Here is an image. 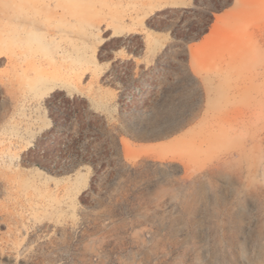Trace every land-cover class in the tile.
<instances>
[{
	"label": "rangeland",
	"instance_id": "obj_1",
	"mask_svg": "<svg viewBox=\"0 0 264 264\" xmlns=\"http://www.w3.org/2000/svg\"><path fill=\"white\" fill-rule=\"evenodd\" d=\"M57 2L0 12V264H264V0Z\"/></svg>",
	"mask_w": 264,
	"mask_h": 264
},
{
	"label": "bare ground",
	"instance_id": "obj_2",
	"mask_svg": "<svg viewBox=\"0 0 264 264\" xmlns=\"http://www.w3.org/2000/svg\"><path fill=\"white\" fill-rule=\"evenodd\" d=\"M0 0V12H5L9 8H13L16 14L21 18H32L33 28L32 30H48L53 32L54 35L60 34L62 28L60 25L56 24L55 28H50L45 24L43 19L46 15H54L57 22H67L64 21V14L59 12V8H62L61 3H52L53 0ZM30 29V30H31Z\"/></svg>",
	"mask_w": 264,
	"mask_h": 264
},
{
	"label": "trees",
	"instance_id": "obj_3",
	"mask_svg": "<svg viewBox=\"0 0 264 264\" xmlns=\"http://www.w3.org/2000/svg\"><path fill=\"white\" fill-rule=\"evenodd\" d=\"M232 1L233 0H219L213 6H207L199 0H195L193 13L196 14L198 18L204 14L206 20L201 21L200 17V19H196L194 22L189 24L188 29L193 31L188 32V38L185 39L186 44L189 45L190 43L200 41L206 34H208L211 26L215 22L216 14H219L230 7L232 5ZM178 34L179 33L176 31L172 32V36L175 39L179 38Z\"/></svg>",
	"mask_w": 264,
	"mask_h": 264
}]
</instances>
